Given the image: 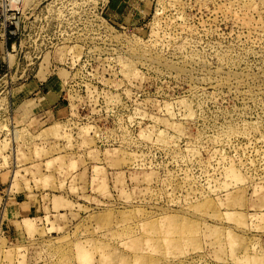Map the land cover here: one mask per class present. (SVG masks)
I'll return each mask as SVG.
<instances>
[{
    "label": "rangeland",
    "instance_id": "rangeland-1",
    "mask_svg": "<svg viewBox=\"0 0 264 264\" xmlns=\"http://www.w3.org/2000/svg\"><path fill=\"white\" fill-rule=\"evenodd\" d=\"M114 2L44 8L113 23L57 113L0 75V264H264V0Z\"/></svg>",
    "mask_w": 264,
    "mask_h": 264
},
{
    "label": "built area",
    "instance_id": "built-area-1",
    "mask_svg": "<svg viewBox=\"0 0 264 264\" xmlns=\"http://www.w3.org/2000/svg\"><path fill=\"white\" fill-rule=\"evenodd\" d=\"M48 2L50 0H0V39L17 42L15 53L19 55L21 79H27L35 71L89 69L87 54L82 53L80 58L75 54L76 42L100 36L90 35L81 27L96 25L94 33L104 35L101 28L108 31L113 25L111 20H51L44 15ZM1 74L10 77V69L2 67Z\"/></svg>",
    "mask_w": 264,
    "mask_h": 264
},
{
    "label": "crops",
    "instance_id": "crops-1",
    "mask_svg": "<svg viewBox=\"0 0 264 264\" xmlns=\"http://www.w3.org/2000/svg\"><path fill=\"white\" fill-rule=\"evenodd\" d=\"M29 1V0H28ZM110 7L113 5L114 0H109ZM112 3V4H111ZM122 2H120L121 4ZM120 4L116 7L118 8ZM120 21V20H119ZM125 21V20H122ZM17 42L0 39V70L2 67H8L10 69V79L8 81L7 88L8 94L6 98H2V101H5L8 106H11V116H8V123L11 124L10 127H13V124L18 125L22 131H25V125L29 124L32 119L34 110H37L40 114L42 112L57 113L61 109V91H62V81L57 79L50 70L36 72L28 77L27 79L19 78L22 75L21 68L18 66V57L16 54ZM47 76L41 77V73H46ZM19 78V79H18ZM32 94L36 97H32ZM3 104V102H2ZM10 112L8 111V115ZM2 113H0V116ZM5 121V118L0 117V135L4 133V124H1ZM27 126V125H26ZM10 128H8V131ZM16 209V208H14ZM17 212L20 211V207H17ZM24 214H21V217ZM26 219V215L22 217L21 220ZM26 221V220H25Z\"/></svg>",
    "mask_w": 264,
    "mask_h": 264
},
{
    "label": "bare ground",
    "instance_id": "bare-ground-1",
    "mask_svg": "<svg viewBox=\"0 0 264 264\" xmlns=\"http://www.w3.org/2000/svg\"><path fill=\"white\" fill-rule=\"evenodd\" d=\"M53 127V126H52ZM54 129V128H53ZM55 130H57V129H55ZM55 133H56V131H55Z\"/></svg>",
    "mask_w": 264,
    "mask_h": 264
}]
</instances>
